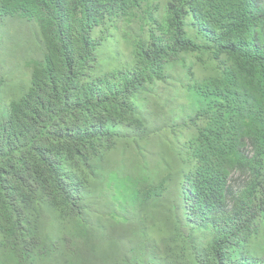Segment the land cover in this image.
<instances>
[{
  "label": "trees",
  "instance_id": "1",
  "mask_svg": "<svg viewBox=\"0 0 264 264\" xmlns=\"http://www.w3.org/2000/svg\"><path fill=\"white\" fill-rule=\"evenodd\" d=\"M11 27L0 264H264V0H0Z\"/></svg>",
  "mask_w": 264,
  "mask_h": 264
},
{
  "label": "rangeland",
  "instance_id": "2",
  "mask_svg": "<svg viewBox=\"0 0 264 264\" xmlns=\"http://www.w3.org/2000/svg\"><path fill=\"white\" fill-rule=\"evenodd\" d=\"M10 34L12 37H7L6 44L3 41L0 43V75L5 77V83L1 88L2 100L17 97L26 89L30 82L32 63L38 57L33 50L35 40L31 37V41L25 43L24 28L11 27ZM122 38L119 32H114L112 37L108 36L97 48V59L102 67L112 64L116 51L124 52L123 47L120 46ZM179 107L180 105L175 106V109ZM120 162L121 170L129 167L128 159L125 158V161Z\"/></svg>",
  "mask_w": 264,
  "mask_h": 264
}]
</instances>
